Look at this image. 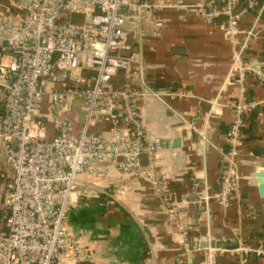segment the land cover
<instances>
[{
    "label": "built area",
    "instance_id": "2783aa9c",
    "mask_svg": "<svg viewBox=\"0 0 264 264\" xmlns=\"http://www.w3.org/2000/svg\"><path fill=\"white\" fill-rule=\"evenodd\" d=\"M244 1L197 0L194 9L206 21L226 17L232 38L246 14L264 7V0ZM186 7L181 0H19L16 14L0 17V264L94 262L67 221L74 198L101 191L99 183L81 179L95 163L153 185L167 210L177 208L158 171L163 144L146 129L140 95L114 87L113 79L133 68L129 38L143 36L147 14ZM236 63L241 81L252 76L264 86V67L256 71L239 54ZM253 106L243 101L234 107L213 196L223 206L239 188L242 129ZM103 120L112 125L108 137L93 130ZM258 253L264 258V242Z\"/></svg>",
    "mask_w": 264,
    "mask_h": 264
},
{
    "label": "crops",
    "instance_id": "0c3cea01",
    "mask_svg": "<svg viewBox=\"0 0 264 264\" xmlns=\"http://www.w3.org/2000/svg\"><path fill=\"white\" fill-rule=\"evenodd\" d=\"M18 1L0 0V17L16 14ZM181 2L187 7L147 14L143 36L129 38L133 68L113 79L114 87L140 95L146 129L163 144L158 171L177 208L167 210L153 185L128 178L114 165L93 164L81 179L99 183L101 191L74 198L67 221L93 253L92 264H264L258 253L264 242L258 182L264 174V86L252 76L241 81L236 63L237 54L251 68L264 63V7L246 14L230 38L223 20L206 21L196 13L197 0ZM243 101L254 106L242 129L239 188L223 206L213 196L237 117L234 107ZM111 126L103 120L93 130L108 137ZM3 197L0 185V207ZM215 241L228 243L201 248Z\"/></svg>",
    "mask_w": 264,
    "mask_h": 264
},
{
    "label": "water",
    "instance_id": "95a60500",
    "mask_svg": "<svg viewBox=\"0 0 264 264\" xmlns=\"http://www.w3.org/2000/svg\"><path fill=\"white\" fill-rule=\"evenodd\" d=\"M263 67H264V63H257V62L253 63V68L260 73H262L261 68H263ZM258 182L260 184V191L262 194H264V174H261L259 176ZM227 243L228 242H226V241H215V242H211V243H203V244H201V248L202 249H208V248L212 247V248L222 249L223 245H225Z\"/></svg>",
    "mask_w": 264,
    "mask_h": 264
},
{
    "label": "trees",
    "instance_id": "16d2710c",
    "mask_svg": "<svg viewBox=\"0 0 264 264\" xmlns=\"http://www.w3.org/2000/svg\"><path fill=\"white\" fill-rule=\"evenodd\" d=\"M218 20H223V22L225 23L226 22V17L224 16H221V17H218V19H214L213 22H217ZM75 119H76V123H77V127H80L81 124H82V120H81V117L80 115L78 116V113L77 112H73L71 113ZM224 169V164L221 163V171ZM221 175V174H220Z\"/></svg>",
    "mask_w": 264,
    "mask_h": 264
}]
</instances>
